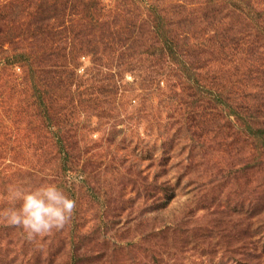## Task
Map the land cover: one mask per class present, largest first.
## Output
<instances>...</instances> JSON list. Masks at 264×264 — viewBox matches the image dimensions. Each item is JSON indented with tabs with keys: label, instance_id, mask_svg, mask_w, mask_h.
<instances>
[{
	"label": "rangeland",
	"instance_id": "374dc122",
	"mask_svg": "<svg viewBox=\"0 0 264 264\" xmlns=\"http://www.w3.org/2000/svg\"><path fill=\"white\" fill-rule=\"evenodd\" d=\"M42 183L0 264H264V0H0V197Z\"/></svg>",
	"mask_w": 264,
	"mask_h": 264
},
{
	"label": "clouds",
	"instance_id": "9594fccd",
	"mask_svg": "<svg viewBox=\"0 0 264 264\" xmlns=\"http://www.w3.org/2000/svg\"><path fill=\"white\" fill-rule=\"evenodd\" d=\"M0 199L12 202L0 208V222L21 229L29 241L64 229L77 207L76 201L55 183L34 188L11 185Z\"/></svg>",
	"mask_w": 264,
	"mask_h": 264
}]
</instances>
